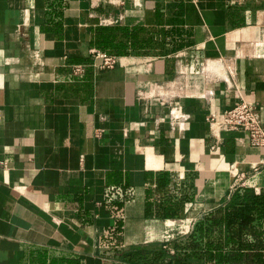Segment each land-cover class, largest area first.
<instances>
[{
	"label": "crops",
	"instance_id": "1",
	"mask_svg": "<svg viewBox=\"0 0 264 264\" xmlns=\"http://www.w3.org/2000/svg\"><path fill=\"white\" fill-rule=\"evenodd\" d=\"M242 101L264 128V0H0V264H207L196 223L264 192V146L207 121Z\"/></svg>",
	"mask_w": 264,
	"mask_h": 264
},
{
	"label": "trees",
	"instance_id": "2",
	"mask_svg": "<svg viewBox=\"0 0 264 264\" xmlns=\"http://www.w3.org/2000/svg\"><path fill=\"white\" fill-rule=\"evenodd\" d=\"M119 32L125 31L98 29L93 45L108 55L121 56L124 52L122 44H113L107 34ZM120 231L117 226L113 234L117 236ZM195 232L204 236H221L216 238L217 243H208L202 249L207 264H264V192L257 195L247 188L236 189L225 207L196 223Z\"/></svg>",
	"mask_w": 264,
	"mask_h": 264
},
{
	"label": "built area",
	"instance_id": "3",
	"mask_svg": "<svg viewBox=\"0 0 264 264\" xmlns=\"http://www.w3.org/2000/svg\"><path fill=\"white\" fill-rule=\"evenodd\" d=\"M90 58L94 69L99 71L113 68L118 61L117 57L97 50L90 51ZM83 68V65H71L70 72L72 75H80ZM207 121L222 130L247 133L253 146H264V128L257 118L256 108L252 103L242 101L224 110L219 117L211 114ZM6 168L7 162L0 159V169ZM181 233H186V230H181Z\"/></svg>",
	"mask_w": 264,
	"mask_h": 264
}]
</instances>
